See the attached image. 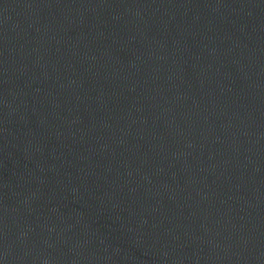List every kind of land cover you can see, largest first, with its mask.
Returning <instances> with one entry per match:
<instances>
[{"label": "water", "instance_id": "water-1", "mask_svg": "<svg viewBox=\"0 0 264 264\" xmlns=\"http://www.w3.org/2000/svg\"><path fill=\"white\" fill-rule=\"evenodd\" d=\"M0 185L264 264V0H0Z\"/></svg>", "mask_w": 264, "mask_h": 264}]
</instances>
